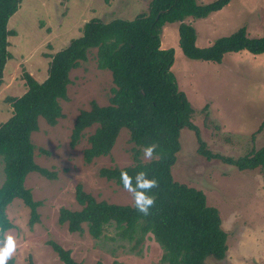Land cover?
<instances>
[{"label": "rangeland", "instance_id": "1", "mask_svg": "<svg viewBox=\"0 0 264 264\" xmlns=\"http://www.w3.org/2000/svg\"><path fill=\"white\" fill-rule=\"evenodd\" d=\"M213 0H196L206 4ZM150 0H20L19 8L9 18L7 61L0 84V123L11 115L6 97L20 96L25 91L21 75L25 71L36 81L45 78L51 54L70 39L81 34L83 24L91 18L103 22L113 19H133L147 10ZM196 34L198 47L209 46L216 38L228 35L244 26L249 37L264 36V0H230L222 9L204 18L187 17ZM177 23L162 27L160 47L172 48L174 59L170 70L177 88L192 107L193 123L197 126L205 149L212 155L239 158L253 150L264 148V53L247 51L223 55L220 63L186 58L178 46ZM96 49H91L86 61L69 72L70 83L66 100H59L63 116L54 126L38 119V130L31 134L34 162L55 178L31 172L25 187L39 201L38 221L29 224V208L14 198L5 210L12 225L6 230L0 245L11 236L15 249L8 261L12 264H63L46 244L53 240L71 251L80 264H164L161 246L151 234L140 242L121 239L113 224L103 235L94 239L85 223L81 230L70 232L67 224L58 223L60 208L80 210L74 198L75 187L97 201L132 205L131 190L99 176L100 169L122 168L157 159L152 152L145 158L147 148L135 145L129 131L122 128L108 155L83 161V151L89 146L87 137L95 126L82 132L74 147L69 136L80 110L89 109L91 101L108 104L111 73L96 67ZM195 132L183 128L179 134V151L171 166L174 181L201 190L209 206L215 207L221 228L227 234V251L222 260L207 257L206 264H264V167L239 170L217 157L205 158L197 152ZM3 173L0 165V184ZM7 261V262H8Z\"/></svg>", "mask_w": 264, "mask_h": 264}, {"label": "trees", "instance_id": "2", "mask_svg": "<svg viewBox=\"0 0 264 264\" xmlns=\"http://www.w3.org/2000/svg\"><path fill=\"white\" fill-rule=\"evenodd\" d=\"M65 1V0H64ZM110 0H104L109 3ZM230 0H213L199 4L196 0H150L147 10L133 19H113L103 22L98 18L86 21L78 37L70 39L64 47L49 55L45 78L38 82L23 72L25 91L17 97H6L11 115L0 123V165L3 182L0 184V239L12 227L5 216L6 206L14 198L29 208L32 225L38 221L39 201L32 198L24 186L28 173L37 172L46 178L55 173L34 162V145L31 134L38 130L39 117L54 126L63 116L59 100H66L70 83L69 72L80 61L87 60L91 49H96V67L111 73L112 84L108 104L91 101L89 109L80 110L73 122L69 145L74 147L82 132L96 125L87 137L89 146L83 151V161L107 155L122 128L129 131L131 142L152 148L157 159L122 168L100 169V177L123 187L121 172H126L135 188V174L143 171L148 179L156 180L149 189L153 204L145 215L132 205H118L97 201L86 193L80 184L75 187L74 198L80 210L60 208L58 223L67 224L70 232L80 231L85 223L90 236L98 239L104 229L113 224L121 239L140 242L151 234L161 246L164 264H206L207 257L222 260L227 251V234L221 228L218 210L206 203L201 190L178 183L171 176V166L179 151V134L188 128L195 132L197 152L207 159L217 157L239 170L264 167V148L239 157L212 155L205 149L197 126L193 123L194 111L185 94L178 90L170 70L174 59L172 48L160 47L162 27L177 23L178 46L191 60L220 63L226 53L247 51L264 53V36L249 37L245 27L216 38L209 46L195 44L194 28L186 24L187 17L204 18L226 6ZM20 0H0V84L3 70L11 58L8 36L15 32L7 28L9 18L19 8ZM133 195V192H132ZM46 244L63 264H80L71 257V251L53 240ZM7 264H12L10 259ZM29 264H32L31 260ZM96 264H102L97 261Z\"/></svg>", "mask_w": 264, "mask_h": 264}, {"label": "clouds", "instance_id": "3", "mask_svg": "<svg viewBox=\"0 0 264 264\" xmlns=\"http://www.w3.org/2000/svg\"><path fill=\"white\" fill-rule=\"evenodd\" d=\"M152 148L149 147L145 149V158L151 157ZM131 179L128 177L126 172H121V182L126 190H131L133 192V206L137 211L147 214L149 208L153 204L152 196L147 194L149 189L155 188L156 180L148 179L143 171H139L135 174L136 185L135 188L131 187ZM15 249V242L11 236L5 238V241L0 245V264H7V261L11 253Z\"/></svg>", "mask_w": 264, "mask_h": 264}, {"label": "crops", "instance_id": "4", "mask_svg": "<svg viewBox=\"0 0 264 264\" xmlns=\"http://www.w3.org/2000/svg\"><path fill=\"white\" fill-rule=\"evenodd\" d=\"M100 70H101V69H100ZM45 75H46V74H45ZM43 79H44V78H43ZM92 126H95V125H92ZM92 126H91V127H92ZM95 127H96V126H95ZM89 128H90V127H89ZM85 130H86V129H85ZM85 130H84V131H85ZM94 130H95V129H94ZM92 133H93V132H92ZM81 138H82V137H80V139H81ZM80 139L78 140V142L80 141ZM78 142H77V144H78ZM77 144H76V145H77ZM76 145H75V146H76ZM33 153H34V150H33ZM107 155H108V154H107ZM99 157H103V156H99ZM30 173H31V172H30ZM28 174H29V173H28ZM25 178H26V177H25ZM24 182H25V180H24ZM24 186H25V184H24ZM10 203H11V202H10Z\"/></svg>", "mask_w": 264, "mask_h": 264}]
</instances>
